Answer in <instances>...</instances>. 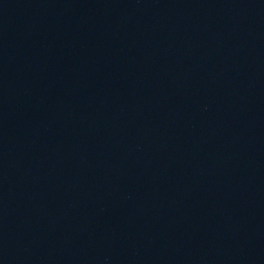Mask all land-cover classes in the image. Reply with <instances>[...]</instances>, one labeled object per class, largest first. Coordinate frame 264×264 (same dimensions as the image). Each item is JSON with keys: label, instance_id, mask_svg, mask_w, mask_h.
<instances>
[{"label": "water", "instance_id": "obj_1", "mask_svg": "<svg viewBox=\"0 0 264 264\" xmlns=\"http://www.w3.org/2000/svg\"><path fill=\"white\" fill-rule=\"evenodd\" d=\"M0 264H264V0H0Z\"/></svg>", "mask_w": 264, "mask_h": 264}]
</instances>
